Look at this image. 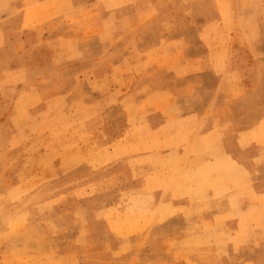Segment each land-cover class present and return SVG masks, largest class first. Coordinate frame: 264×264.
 Here are the masks:
<instances>
[{
    "label": "rangeland",
    "instance_id": "obj_1",
    "mask_svg": "<svg viewBox=\"0 0 264 264\" xmlns=\"http://www.w3.org/2000/svg\"><path fill=\"white\" fill-rule=\"evenodd\" d=\"M13 1L18 0H10ZM24 1L25 8L20 4L19 10L6 15L1 13L11 4L7 6V0L0 1L3 35L11 38V42L19 43V50L24 48L19 54L0 49V264H264V242L260 241L264 231V212L257 208L240 209L246 198L244 179L233 178L236 171L228 164L217 162L203 163L194 174L199 186L196 189L187 161L175 177L166 170L167 173L154 172L151 181L149 179L150 191L167 189L173 192V200L188 198L191 204H200L204 209L182 211L162 205L154 210L143 195L117 193L116 200L111 201L112 208L91 210V217L99 223H106L99 234L108 241L120 242L123 245L120 250L108 249L101 255L97 247H84L77 259L55 254L48 256L46 241L42 238L61 241L75 228L83 237L91 233L87 221H81L85 208L80 209L79 223L73 225L71 222L74 218L71 203L78 200L71 190L86 182L85 178L80 180L72 176L71 159L76 157L73 154L77 148L85 158L87 145L83 141L86 133L77 129L76 121L70 118H76L73 111L77 109L78 101L71 103L72 110L68 102L55 104L51 101L44 111L37 95L27 91L31 87L37 88L45 99H49L60 93L85 89V84L72 79L86 71L85 61L101 64L105 57L99 50L106 43L117 44L115 52L111 49L106 58H110L112 52L113 55L119 52L120 56H127L133 49L144 51L167 43L175 48L183 45L189 51L185 57L198 58L203 52L197 48L205 37L219 41L225 37V28L233 27L241 31L238 34L241 44L249 38L264 43V0ZM234 9L236 18H231ZM24 10L30 18L14 17ZM208 27H212L216 34L203 36ZM249 27L255 28L256 35L247 34ZM219 31L223 35L218 34ZM57 35L62 37V48L77 44L84 58L54 68L53 38ZM70 37L71 41L64 40ZM179 51L184 53V50ZM218 60L222 61V57ZM21 65L31 67L33 82L26 84L15 75L6 77L5 71ZM100 70V67H94L92 73L82 75L81 79H89L98 72L101 74ZM2 73H5L4 77ZM146 78L139 82L142 87L148 83ZM93 86L96 90L102 89L97 83ZM67 108L69 111H64ZM110 132L114 136H110L111 139L120 133L112 129ZM169 134L153 132L146 125L138 124L132 132H126L122 142L110 148L111 152L108 149L90 152L91 148L86 147L88 158L99 169L96 173L103 171L107 176L94 173L95 177L89 179L99 187L105 184L104 187L111 190L119 188L127 178H121L124 170L120 165L110 163L157 150L165 144L160 138L166 141ZM213 137L210 135L208 140H214ZM241 159L244 160V156ZM57 162L61 172L56 170ZM134 162L125 163L126 168L133 170ZM147 164L164 166L156 159ZM109 178L113 180L106 184ZM232 190L238 193H231ZM211 191L216 192L215 195L209 196ZM95 194V189L89 193L79 191L77 197L83 201L86 196ZM239 199L242 204L237 203ZM254 203L256 206L258 202ZM219 206H230L231 210L212 209ZM206 212L209 215L203 216ZM181 217L185 220L184 227ZM171 220L178 226L169 228L168 232L165 224ZM226 222H234V225L226 226ZM162 234H171L174 238L172 242L162 244V249L173 250V253L153 252V241ZM163 236L159 239H164ZM80 244L85 246L87 243L79 241Z\"/></svg>",
    "mask_w": 264,
    "mask_h": 264
},
{
    "label": "crops",
    "instance_id": "obj_2",
    "mask_svg": "<svg viewBox=\"0 0 264 264\" xmlns=\"http://www.w3.org/2000/svg\"><path fill=\"white\" fill-rule=\"evenodd\" d=\"M6 3L7 6L11 5L1 13L3 15L19 10L20 4H22V8H25L26 2L18 0L11 3L10 0H7ZM26 14V10H24L21 15L14 17H29ZM232 17L236 18L235 9L232 12ZM212 30V27L205 28L202 35H215L216 32H212ZM217 33L223 35L220 31ZM239 33H241L239 28L233 27L225 28V37L219 41H216V38L205 37L204 42L197 48L198 51L203 52L198 58H187L185 53L187 56L189 51L183 45L175 48L168 43L159 44L144 51L133 49V52L127 56H120L119 52L117 55H113L117 44L112 46L110 43H106L99 50L105 57L103 60L100 59L101 64L93 65L94 61H85L86 71L79 76L75 75L72 79L73 82L85 84V89L73 90L65 94L60 93L49 99H45L37 88L27 89L29 94L37 95L42 102L44 111L47 110V105L51 101L55 104L63 101L68 102L70 110H72L71 103L78 101L76 102L78 107L73 111L76 118H70L76 121L77 129L80 128L86 133L83 142L87 145L85 149L86 147L91 148L90 152H94L95 149H108L111 152L110 148L122 142L126 132H132L138 124L146 125L153 132L170 133L167 138L165 137L166 141L163 137L160 138V142L165 144L161 145L159 149L135 154L133 159L119 158L116 162L110 163L111 165L115 163L120 165L124 170L121 178H127L119 186L122 189L118 191H116L119 189L118 186L111 190L104 187L105 184L99 187L98 183L90 180L95 177L94 173L99 169L95 168L91 158H88V150L84 149L85 152L83 151L85 158H82L83 155L79 153L78 148L75 150L73 156L76 155V157L71 159L72 176L80 180L85 178L86 182L77 184L71 190V194L78 199L71 203L73 204L72 216L74 217L71 222L73 225H77L81 214L80 209L85 208V215L81 221H87L91 233L83 237L75 228V230H71L68 238L61 241L42 238L41 240L46 241L45 252L49 254L48 256L55 254L58 257L68 256L77 259L84 247L85 249L97 247L101 255L107 253L108 249L120 250L123 247L120 242L108 241L99 234L100 228L105 227L106 223L104 221L99 223L91 217V210L112 208L111 201L116 200L117 193L118 195L121 193L143 195L154 206V210H158L162 205L172 206L173 209L182 211L204 209L199 206L200 204H191L188 198L173 200V192L167 189L152 192L148 188L149 179L151 181L154 172L165 173L166 170H169L170 175L175 177L184 161H187L191 168L193 180L196 176L194 174H197L203 163L228 164L232 170L236 171L232 177L243 178L246 186L244 203L242 204L241 199L237 202L243 205L240 209L244 208L249 211L257 208L264 212V43L249 38V41L241 44L238 40ZM254 33L256 35L254 27L247 28L248 35ZM3 34L0 28L2 37L0 49H8L14 54L24 51L23 47L19 50V43L11 42L12 39ZM117 34L115 33V35ZM61 39V35L53 38L52 53L54 57L52 62L54 68H60L64 64L84 58V53L77 44L76 46L69 44L70 47L62 48ZM64 40L68 42L72 39L70 37ZM111 49H114V52L111 53L110 58H106ZM180 49L184 50V53L179 51ZM27 55L30 56V53ZM62 56H64V60ZM221 57L222 61H219L218 59ZM1 65L4 67L5 64ZM94 67H100L102 73L99 74L97 71L96 76L81 79L82 75L92 73ZM30 68L28 65H21L20 68L5 71L7 74L2 73L1 76L4 77L3 74L6 77L15 75L17 79L21 77L22 81L28 84L33 82ZM143 77H147L148 83L142 87L139 82H142ZM96 83L99 88H102L101 90L94 88L93 84ZM119 92L120 94H118ZM41 96L44 101L41 100ZM119 105L123 107H117ZM64 111L69 110L67 108ZM115 119L117 122L114 121ZM111 129L120 132L115 139H111V137L114 138L111 136L113 135L110 132ZM210 135L214 136V140H208ZM243 156L244 160L241 159ZM155 159L164 163V166H147V163L150 164ZM131 160L135 161L133 170L125 166V163ZM58 162L60 163V160ZM58 162L55 163V167L57 172H61ZM142 164H146V166H142ZM98 175L105 176L103 171L100 174L96 173V176ZM110 180L113 179L109 178L105 183H110ZM151 184L153 187V182ZM197 185L194 180L193 188H198ZM92 189L96 190L95 196H86L83 201L79 200L77 197L79 191L89 193ZM230 192L238 193L235 190ZM215 193L211 191L208 195L212 196ZM254 199L258 202L256 206ZM212 209L231 210L230 206L224 208L219 206V208L213 207ZM202 215L207 216L209 213L206 212ZM182 222V227H184L185 220L183 219ZM176 224L172 220L167 222L165 224L168 228L167 231L169 232V228L178 226ZM225 225L232 226L234 222H226ZM163 234L153 241V252L162 254L170 251L173 253V250L162 249L163 242L170 243L174 239L171 234L165 236ZM160 236H163L164 239L160 240ZM79 241L87 244L79 245ZM260 241L264 242V231ZM235 255H233L234 258Z\"/></svg>",
    "mask_w": 264,
    "mask_h": 264
}]
</instances>
